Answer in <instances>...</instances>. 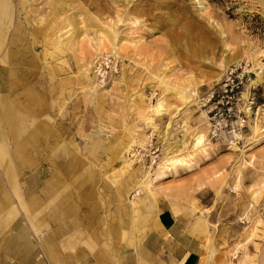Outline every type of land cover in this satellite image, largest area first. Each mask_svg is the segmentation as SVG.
<instances>
[{
	"label": "rangeland",
	"instance_id": "1",
	"mask_svg": "<svg viewBox=\"0 0 264 264\" xmlns=\"http://www.w3.org/2000/svg\"><path fill=\"white\" fill-rule=\"evenodd\" d=\"M0 35V72L13 71L6 88L0 73V131L9 104L28 143L5 145L4 185L9 166L23 194L3 228L44 238L66 221L80 264L134 248L146 208L168 207L199 226L203 264H264V0L0 1ZM240 63L257 106L236 138H212L208 99ZM42 171L69 184L62 206Z\"/></svg>",
	"mask_w": 264,
	"mask_h": 264
},
{
	"label": "crops",
	"instance_id": "2",
	"mask_svg": "<svg viewBox=\"0 0 264 264\" xmlns=\"http://www.w3.org/2000/svg\"><path fill=\"white\" fill-rule=\"evenodd\" d=\"M6 132L0 131V147L1 139ZM3 159L0 158V164L14 163L12 158L10 161ZM11 173H13L12 170ZM11 173L7 175L9 187L4 185L3 176L0 173L1 216L4 211L6 215L10 211H15L11 195L23 194L19 192L22 189L17 183L15 184L16 179L10 175ZM144 214L145 219L142 224L147 230L141 241L136 239L134 248L120 249L119 254L113 258L110 255L106 257L102 253H98L96 257L93 254L86 256L81 252L80 264H203L201 241L198 236L201 233L197 224L195 225L182 215H177L168 207L156 210L151 205L150 209L146 208ZM76 221L78 223V220ZM96 222L99 221L96 219ZM33 223L37 226L38 222L33 221ZM2 225L0 221V264H78L74 262L70 251L74 240L78 239L77 236L74 239L72 236L77 227L70 223L66 221L57 225L50 223L44 238L35 234L31 235L28 229L21 225L17 226L15 233H10ZM81 228L80 236L85 230ZM83 238L84 236L80 238V242Z\"/></svg>",
	"mask_w": 264,
	"mask_h": 264
},
{
	"label": "built area",
	"instance_id": "3",
	"mask_svg": "<svg viewBox=\"0 0 264 264\" xmlns=\"http://www.w3.org/2000/svg\"><path fill=\"white\" fill-rule=\"evenodd\" d=\"M250 74L247 64L240 63L231 67L222 81L213 87L207 109L212 138H236L249 126L257 106L256 85Z\"/></svg>",
	"mask_w": 264,
	"mask_h": 264
},
{
	"label": "bare ground",
	"instance_id": "4",
	"mask_svg": "<svg viewBox=\"0 0 264 264\" xmlns=\"http://www.w3.org/2000/svg\"><path fill=\"white\" fill-rule=\"evenodd\" d=\"M1 2H5L7 5H8V0H0ZM1 38H2V35H0V41H1ZM59 43V42H58ZM5 59L7 58V56L5 55L4 57ZM1 75L4 77L3 79V87L6 88L7 84H8V81L10 80V75L13 73L12 70H9V69H3L1 70ZM260 74V72H259ZM12 86V85H11ZM3 90V89H2ZM162 102V101H160ZM157 103L159 104L158 106L160 107L161 106V103ZM163 105V104H162ZM160 109V108H159ZM2 116L3 118L6 120L7 124H8V131L9 133L11 134L10 138L8 139H4L2 138L1 139V147H0V156L2 157V159L4 158L5 159V155H8L10 153L7 154V152L4 150L5 149V145L8 144V143H12L14 145V148H15V151L19 152L20 147H23V146H27V144H17L15 142V138H17V129L18 128H21L22 127V119L20 120V117L19 115H17L16 111L11 107V105L7 104L5 106H3L2 108ZM254 119V118H253ZM208 123V122H207ZM253 124H254V121H253ZM259 124V123H258ZM252 125V124H251ZM208 126H209V123H208ZM258 126L259 125H252V127L254 129H256V132L258 131ZM35 135V134H34ZM5 136V134H4ZM195 146L196 147H202L204 145H206L208 143V139H207V136L206 134L204 133H198L197 135H195ZM9 141V142H8ZM14 141V142H13ZM30 148V147H29ZM11 155V154H10ZM12 156V155H11ZM0 157V158H1ZM13 158V157H11ZM28 157L26 156H22L20 158V161H24L25 159L27 160ZM3 161V160H2ZM169 162V160H168ZM177 162V161H176ZM171 164H175V162H170ZM69 169L72 170L73 172L76 171L77 169V166L75 165L72 169V166H69ZM11 170L12 168L10 167H7V172L8 173H11ZM72 171L70 172V174L72 173ZM42 177H45V185H44V189H43V192L44 193H49L50 195H53L54 193L57 194L58 197H56V199H52L50 202H49V205H53V204H58L59 206H62L63 203H66L67 201V196H66V192L68 193L69 192V184L68 183H61L60 185H56L55 181L52 180L49 176V173H47L46 171H42ZM77 175H75L74 179H73V184H76L77 182ZM63 180V179H62ZM65 180V179H64ZM70 181H71V178H70ZM69 181V183H70ZM68 195V194H67ZM133 203V204H132ZM131 206L134 207L133 211L134 212H138L139 213V210H140V207L138 205V201L137 202H134L132 201L131 202ZM136 206L138 208H136ZM66 210H68V208H66ZM75 208L74 207H70L69 208V211H74ZM141 215V214H140ZM34 216L36 217V214H34ZM74 222H76V220H74ZM141 228L138 229L140 230V234H139V237H138V240L141 241L142 238L144 237L145 233H146V230L147 228L145 226H143V224H141L140 226ZM193 230V229H192ZM194 231V230H193Z\"/></svg>",
	"mask_w": 264,
	"mask_h": 264
}]
</instances>
